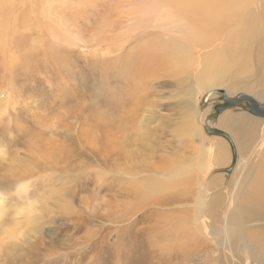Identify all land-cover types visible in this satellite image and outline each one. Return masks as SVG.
Here are the masks:
<instances>
[{"label":"rangeland","instance_id":"rangeland-1","mask_svg":"<svg viewBox=\"0 0 264 264\" xmlns=\"http://www.w3.org/2000/svg\"><path fill=\"white\" fill-rule=\"evenodd\" d=\"M254 2L242 0L238 15L251 13L255 29L245 31L249 35L237 43L212 85L198 89L193 81L203 53L223 45L225 30L210 48H198V56L194 51L183 55L188 61L183 69L172 64L170 76L148 84L142 104L125 96L134 93L125 87L132 74L125 67L127 51L144 42L154 24L135 29L137 36L130 40L119 38L123 49L111 54L96 46V39L85 46L52 39L47 44L42 28H36L43 35L34 40L29 27L11 20L13 37L0 43V68L9 65L0 70V199L6 208L0 219V264H261L264 256L255 243L249 244L254 260L238 262L249 250L231 228V253L201 231L203 221L212 227V197L218 191L226 201L238 167L253 160L241 154L245 131L236 124L241 116L264 119L245 103L214 110L223 102L216 90L229 99L250 96L264 108V0ZM27 3L21 11L28 10ZM38 7L28 19L32 24ZM114 12L118 9L101 13L111 22ZM96 17L86 30L67 17L77 30L71 32L87 40ZM21 39L35 49L47 46L49 54L17 59L14 42ZM53 49L61 60L50 56ZM108 56L119 58L106 71L101 65ZM122 104L129 112L141 109L131 122H123ZM246 128L248 137L252 128ZM175 173L177 178L169 177ZM226 173L231 175L221 182L219 174ZM157 181L163 185L160 192L148 189ZM224 232L216 225L220 244Z\"/></svg>","mask_w":264,"mask_h":264},{"label":"bare ground","instance_id":"bare-ground-1","mask_svg":"<svg viewBox=\"0 0 264 264\" xmlns=\"http://www.w3.org/2000/svg\"><path fill=\"white\" fill-rule=\"evenodd\" d=\"M23 1L0 0V43L5 37H13V31L10 29L12 20L13 24L22 23L24 27H29V30L35 35L34 40L40 39V36L43 35V32L38 33L36 28H42L46 34L45 37L48 39L47 41L45 39V43L47 44L52 43L50 40L52 39L61 40V42L66 44L73 43L85 46L87 43H92L96 39L94 43L96 46H105L108 53L114 54L117 52L116 50L123 49L118 41L119 38L130 40L135 36L133 33L135 29L143 27L147 23L154 24V30L147 33L144 42L140 40L127 51L129 62L125 67H131L132 74L127 79L125 87L126 90L134 88V93L133 95L125 93V96L127 100H137L140 104L144 103V95L141 92L148 89V84H153L151 83L152 81L154 82L163 79L165 76H170L171 71L169 68L172 64L180 66L183 69L185 67L184 63L188 62L182 59L183 55L186 54L187 56V52L194 51L195 56H198V50L210 48L219 32L221 31L223 33L225 30V34L223 33L225 35L223 45L221 46L220 44L221 47L213 48L203 53L200 64L201 68L197 71L196 78L194 77L195 80L193 82L196 83L195 85L198 86V89L209 87L213 84V80L219 78V72L230 63L232 54L236 52L237 43L243 40L248 34L245 31L249 28L255 29L254 22H250L253 16L251 13H248L246 18L238 15L240 11H243L242 0H29V3H27L29 6L27 7L28 10L21 11L23 9H21ZM252 1L255 4V0ZM38 5L37 20L32 24L28 19H33V12ZM111 9H118V12H114L108 17L111 20L110 22L107 20L106 15L101 12ZM95 16H97L96 18L98 20L97 23L94 22L96 26H94L93 31H90L87 40L82 37H77L71 32H76L77 30L71 28L69 26L70 24L68 25L69 21L67 17L74 20L76 25H81V29L86 30L88 28V22L93 20ZM232 21L236 22L235 25H238L231 26ZM112 22L117 24V28L112 25ZM229 25L230 27H227ZM29 44L30 42L28 40L23 39L14 42L17 50L16 53H18L17 59H27L34 55L43 56L47 53L49 54V48L47 46L43 45L41 49H35L27 46ZM56 49H53V54L50 55L53 58L55 56L59 57ZM59 58L61 60V57ZM118 58L119 56H108L101 66L108 71V68L112 67ZM1 59L2 56L0 57ZM192 62L189 61V63ZM180 67L178 68L181 69ZM8 68L9 65L6 63L1 66L0 70H6ZM176 71L174 70V72ZM105 74L109 73L107 72ZM190 90L191 87L188 89L189 93ZM120 91L122 90L120 89ZM106 94L107 92L103 95ZM262 94L263 92L258 93V95ZM250 98L253 102L256 101L252 97ZM103 105L108 106V102H103ZM261 109L264 112V108ZM122 110L125 113L123 122H131L137 117L141 109L134 108L132 112H129L126 105L122 104ZM112 114L116 115V112H112ZM249 118L248 116H241L235 128L238 129L240 127V130L244 128L245 137L243 147L245 150L241 154L249 157L252 156L253 160L250 162L249 159H246L238 167L235 179L234 176L232 177L233 183L231 191L227 194L226 201L221 198V194L218 191L212 197L211 201H215V212L212 214V206L210 203V215L207 214L210 216L209 219H211L212 227L210 226L211 228H208L209 225L203 221V227L201 229L209 240H214L215 244L217 246L219 245L221 250L227 251L228 253H231V250H228L230 236L233 234L231 229L234 230L239 240H245L246 250H249L248 252L243 251L242 257L238 262L254 260L252 250L255 248L250 246V243H255L258 252H261L264 256V119L255 121ZM246 125L252 128V134L248 137L246 135V129H248ZM196 130V134L201 133L199 126L196 127ZM233 130L235 131V129ZM227 132L229 133V131ZM222 141L227 143L223 138ZM200 152L202 153L203 151ZM214 170L217 172V169ZM224 175L226 177L231 174H219L220 181L222 180L224 182L225 179H222ZM178 176L179 174L175 173L169 177L177 178ZM215 181L218 180L215 179ZM214 186L213 188H216ZM162 187V183L157 181V183H151L148 189L151 188L150 190L160 192ZM28 209L31 211V207H28ZM5 210L3 200L0 199V219L4 215ZM197 216L198 220H200V210H197ZM198 224H200V221ZM218 224L226 228V232H224L222 237L223 244H220L216 238V225ZM196 240L197 246H199V240L197 238ZM236 251L234 253H237ZM225 257H227L226 253ZM259 263L264 264V257Z\"/></svg>","mask_w":264,"mask_h":264},{"label":"water","instance_id":"water-1","mask_svg":"<svg viewBox=\"0 0 264 264\" xmlns=\"http://www.w3.org/2000/svg\"><path fill=\"white\" fill-rule=\"evenodd\" d=\"M217 93H220L222 95V101L224 102L222 105H217L215 106V111L216 112H220L223 109H226L228 107H233L235 104H238L239 102H243L245 104L248 105V110H250V112L256 114L261 113L262 115H264V112L262 111V107H259V104L255 101L253 102V100H251V98L249 96H246L244 94H240L238 95L235 99H229L226 96H224L225 94L221 91V90H216ZM262 111V112H261ZM209 132L213 133V134H218V132L214 131V130H209Z\"/></svg>","mask_w":264,"mask_h":264},{"label":"flooded vegetation","instance_id":"flooded-vegetation-1","mask_svg":"<svg viewBox=\"0 0 264 264\" xmlns=\"http://www.w3.org/2000/svg\"><path fill=\"white\" fill-rule=\"evenodd\" d=\"M223 103L224 102H221V104H219V105H222ZM241 103H243V102H241ZM237 105H240V102ZM246 108H247V104H246Z\"/></svg>","mask_w":264,"mask_h":264}]
</instances>
